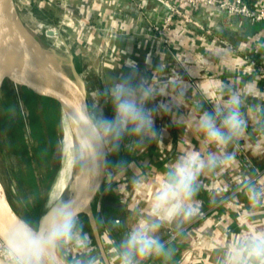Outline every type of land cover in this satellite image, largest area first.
<instances>
[{
	"label": "crops",
	"instance_id": "0c3cea01",
	"mask_svg": "<svg viewBox=\"0 0 264 264\" xmlns=\"http://www.w3.org/2000/svg\"><path fill=\"white\" fill-rule=\"evenodd\" d=\"M129 1L30 0L60 20L77 50L104 58L121 146L112 151L117 181L101 202H121L139 255L160 250L151 264H264V194L255 196L252 180L259 173L264 183V22L188 9L196 21L176 17L163 44L149 29L163 12L146 1L133 18Z\"/></svg>",
	"mask_w": 264,
	"mask_h": 264
},
{
	"label": "rangeland",
	"instance_id": "374dc122",
	"mask_svg": "<svg viewBox=\"0 0 264 264\" xmlns=\"http://www.w3.org/2000/svg\"><path fill=\"white\" fill-rule=\"evenodd\" d=\"M13 1L23 28L35 34L37 41L43 46L51 47L68 62L73 63L77 73L82 76L90 113L106 142L110 161L114 162L112 151L115 146H121V140L115 138L117 135L116 126H118L115 122L116 108H114L112 100L108 99L109 93L104 91L102 80L95 69L98 67V61L89 56L90 53L87 50H85L86 54H84V49L83 51L77 50L81 48V45L72 42L73 40L68 37L60 20L47 13L46 9H35L30 0ZM40 22L52 24L51 26L58 31L59 40H53L47 35L45 28H39ZM25 40L27 41V39ZM59 41H62L64 45H61ZM103 79L105 82L110 77L104 75ZM60 119V108L55 101L36 95L25 87L16 85L8 78H4L1 82L0 186L7 207L33 229L37 228L41 216L47 210L44 208L45 201L60 168ZM123 126L120 124L121 128ZM90 149V142L86 138L85 153ZM141 160L142 157H138L134 162L139 165ZM84 168L85 156H82L77 167L78 177L69 190L67 198H72L79 191ZM107 168H109L108 156ZM124 169L121 168L119 171ZM116 170L118 171L114 164L112 168L110 165L108 182L93 204V217L90 221L88 220V223L85 222L83 228L79 230L78 236L76 235L75 241L70 245L66 257L72 264H113L115 257L118 256L121 259L118 264H126L125 261L128 258L110 232L106 239L103 238V229L107 230V228L100 221L101 207L98 200L114 187L118 178ZM130 177L133 180L139 179L137 176L131 175ZM91 224H94L99 233L107 262L99 255ZM109 242L113 243L111 248L108 246ZM110 257L113 258V262L109 260Z\"/></svg>",
	"mask_w": 264,
	"mask_h": 264
},
{
	"label": "water",
	"instance_id": "95a60500",
	"mask_svg": "<svg viewBox=\"0 0 264 264\" xmlns=\"http://www.w3.org/2000/svg\"><path fill=\"white\" fill-rule=\"evenodd\" d=\"M157 8L163 12L168 7L162 5ZM126 9L133 18L141 15L140 10L131 0ZM179 9L182 10V8ZM144 23L148 26L145 21ZM24 30L14 1L0 0V85L4 78H8L36 95L55 101L60 111L67 115L90 142V169L86 187L73 213L66 224L60 228H47L45 225V220L53 206L41 216L36 229L30 227L11 209H8L0 186V240L21 264H72L66 257L70 245L75 241L85 222L88 223V220L92 219L93 204L108 182V148L90 113L84 80L75 70L73 63L68 62L73 72L74 89L66 91L57 77L56 69L38 55L25 40ZM103 64L104 58L101 57L97 70L102 83H104ZM175 148L176 143L173 142L165 158H170ZM242 158L247 161L244 155ZM148 160L149 157H146L142 164L146 165ZM247 165L251 167L250 163ZM98 201L103 220L107 221L105 224L107 231L125 253L128 264H133L134 259L139 256V249L136 239L127 227L121 202L117 198L111 199L106 196L102 202L101 198ZM91 228L101 256L107 262L99 233L94 224H91Z\"/></svg>",
	"mask_w": 264,
	"mask_h": 264
},
{
	"label": "bare ground",
	"instance_id": "6f19581e",
	"mask_svg": "<svg viewBox=\"0 0 264 264\" xmlns=\"http://www.w3.org/2000/svg\"><path fill=\"white\" fill-rule=\"evenodd\" d=\"M21 17V16H20ZM52 25V24H51ZM49 24L40 22L38 27L45 28L47 35L53 40H59L58 31ZM24 37L35 51L58 72V79L62 82L66 91L74 89V77L67 59L58 54L51 47L43 46L37 41L35 34L24 30ZM64 45L62 41H59ZM58 43V44H59ZM61 161L57 178L46 198L44 208L48 209L53 206L48 218L45 220L47 228L62 227L68 221L73 213L74 205L83 193L89 175L90 169V150L85 153V135L74 125V123L61 110ZM87 154V155H86ZM85 156V168L81 178L79 191L71 198H67L68 192L78 177L77 167L79 161ZM73 204V205H72ZM9 209V208H8Z\"/></svg>",
	"mask_w": 264,
	"mask_h": 264
},
{
	"label": "built area",
	"instance_id": "2783aa9c",
	"mask_svg": "<svg viewBox=\"0 0 264 264\" xmlns=\"http://www.w3.org/2000/svg\"><path fill=\"white\" fill-rule=\"evenodd\" d=\"M146 1L148 3H153L155 6H167L168 8L164 9L161 19L157 22L149 23V29L163 44L169 43V38L167 33L171 31L172 26L176 23V17H181L182 21L188 23L190 21H196L188 9L196 10L203 9L204 7H216L221 11L225 12L228 15H234L238 17H243L250 22H264V6L263 5H251L247 0H140L137 3L138 9L141 11L146 7ZM179 8H182L180 10ZM247 161L249 159L245 154H243ZM261 174L257 173L256 177L252 180L256 182V193L255 196H260L264 194V183H260L257 177H260ZM243 190V186L237 189L238 192ZM108 232V231H107ZM105 236V234H104ZM177 236V232H170L167 237V242L174 240ZM104 249V246H102ZM99 250V249H98ZM153 249L147 250L141 255H139L136 261L145 260L147 257L152 255ZM107 252V251H105ZM99 255L101 253L99 251ZM0 257L6 261L16 260L15 256L9 251V249L3 244L0 240ZM110 257V261H112ZM128 264V263H127Z\"/></svg>",
	"mask_w": 264,
	"mask_h": 264
},
{
	"label": "trees",
	"instance_id": "16d2710c",
	"mask_svg": "<svg viewBox=\"0 0 264 264\" xmlns=\"http://www.w3.org/2000/svg\"><path fill=\"white\" fill-rule=\"evenodd\" d=\"M191 13H193V10L191 11ZM160 254V250L159 251H156L153 255H150L149 257H147L146 261H148L150 264L153 263V259L155 257H157L158 255Z\"/></svg>",
	"mask_w": 264,
	"mask_h": 264
},
{
	"label": "flooded vegetation",
	"instance_id": "af4514ba",
	"mask_svg": "<svg viewBox=\"0 0 264 264\" xmlns=\"http://www.w3.org/2000/svg\"><path fill=\"white\" fill-rule=\"evenodd\" d=\"M109 198L113 199V197H109ZM100 217H101V218H100L101 223H103V224L105 225L107 221H104V220H103V217H102L101 214H100Z\"/></svg>",
	"mask_w": 264,
	"mask_h": 264
}]
</instances>
